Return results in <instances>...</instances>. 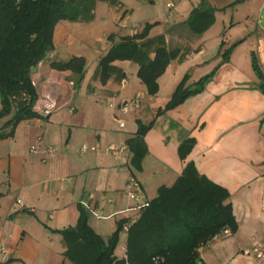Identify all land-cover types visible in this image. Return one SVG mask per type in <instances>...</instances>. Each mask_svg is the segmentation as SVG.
I'll use <instances>...</instances> for the list:
<instances>
[{
  "label": "crops",
  "instance_id": "obj_1",
  "mask_svg": "<svg viewBox=\"0 0 264 264\" xmlns=\"http://www.w3.org/2000/svg\"><path fill=\"white\" fill-rule=\"evenodd\" d=\"M86 1L92 18L83 14L75 21H59L53 49L31 68L38 95L33 110L48 99L57 107L47 116L20 120L12 134L0 138V245L10 256L3 262L0 255V264H71L58 231L76 225L80 206L95 232L108 238L119 222H133L140 214V202L127 192L129 177L139 181L150 201L160 186L175 182L189 161L229 191L237 223L231 235L203 247L202 263L264 264L242 254L254 240L264 239V94L251 63V54L258 56L264 48V0ZM202 1L215 9V21L195 34L187 23ZM147 23L153 25L135 40L134 57L111 62L103 78L100 59ZM233 44L223 60V50ZM159 47L178 55L157 78V92L149 95L137 72ZM74 56L85 60L77 86L71 70L51 66ZM215 69L201 92L156 115L186 74V84L193 85ZM136 96L139 107L123 113L121 105ZM11 117L0 119L4 134L11 130ZM137 119H154L144 136L147 154L139 170L131 166L129 149L127 161L107 151L110 145H127ZM189 137L195 143L182 161L178 147ZM32 145L57 151L44 157L31 152ZM126 237L122 230L118 257L124 256Z\"/></svg>",
  "mask_w": 264,
  "mask_h": 264
},
{
  "label": "trees",
  "instance_id": "obj_2",
  "mask_svg": "<svg viewBox=\"0 0 264 264\" xmlns=\"http://www.w3.org/2000/svg\"><path fill=\"white\" fill-rule=\"evenodd\" d=\"M89 5L86 0H0V119L12 115L8 121L10 132L4 134L0 129V138L12 134L20 120L39 116L33 110L38 95L31 81V68L53 49L55 25L61 20H78L83 14L87 19L92 18ZM214 11L212 6L202 1L187 25L195 34H201L214 23ZM152 25L145 24L142 31L123 38L110 48L99 61L103 78L107 77L111 62L134 57L138 51L135 40L145 36ZM236 44L223 50V60L229 58ZM223 46L224 42H221V50ZM177 55L176 50L167 51L159 47L152 60L141 64L137 76L149 95L157 92V78ZM251 63L258 78L257 87L264 94V74L254 52ZM84 64V58L78 56L65 62H51L57 70L69 69L74 73L73 86L82 80ZM215 73L216 69L193 85L186 84V74L156 115L201 92ZM136 123V132L126 144L132 154L131 166L139 170L147 154L144 136L152 128L154 119L148 123L137 119ZM194 143L191 137L181 142L178 154L182 161ZM229 197L226 188L202 175L189 161L171 186L158 188L156 196L130 224L124 256L118 257L115 250L126 222H119L114 232L104 238L89 225L88 212L83 206L79 207L76 225L58 231L65 245L63 255L71 264H203L198 248L225 228L231 233L237 229Z\"/></svg>",
  "mask_w": 264,
  "mask_h": 264
},
{
  "label": "built area",
  "instance_id": "obj_3",
  "mask_svg": "<svg viewBox=\"0 0 264 264\" xmlns=\"http://www.w3.org/2000/svg\"><path fill=\"white\" fill-rule=\"evenodd\" d=\"M168 6L171 7L172 3H169ZM138 32H139V29L134 28L133 30H131V36L137 34ZM258 58L260 61V66H261L262 72L264 74V48L263 47L258 50ZM139 102L140 101H139L138 96L133 97V98L125 101L121 105V111L123 113L132 112L136 108L139 107V105H140ZM56 107H57L56 101L51 100V99L44 100L41 103V105L39 106V109L37 110L36 113L39 116L44 117V116L49 115ZM119 125H120V127H123L124 123L120 122ZM87 149H88L87 145H82L83 151H86ZM90 149L94 150L95 147H90ZM127 149H128L127 145H122L121 147H117L115 145H110V146H108L107 151H111L115 155H121L122 158L125 161H127L128 160V155L126 153ZM56 151H57V148L54 146H45L44 148H40L38 145H32L31 146V152L40 153L44 157L49 156L51 154H54ZM127 192H128V195L131 199L140 202L138 205L139 209H142L148 205L149 201L144 199L141 185L135 177H132V176L129 177V179L127 181ZM17 202L19 204H21V201H17ZM97 218H100V216L97 215ZM131 223L132 222L125 223L123 225L122 230L124 232H127ZM231 234L232 233H231L230 229L225 228V229L221 230L217 235H215L212 238V240L219 238V237H227ZM204 246L205 245L203 244L198 248V251L200 254H201V251H202ZM242 254L245 256H248V257H252L257 261L264 262V239L254 240L249 247H246L242 250ZM0 255H1V259L3 262L8 261L10 258L8 249L4 245H0Z\"/></svg>",
  "mask_w": 264,
  "mask_h": 264
},
{
  "label": "rangeland",
  "instance_id": "obj_4",
  "mask_svg": "<svg viewBox=\"0 0 264 264\" xmlns=\"http://www.w3.org/2000/svg\"><path fill=\"white\" fill-rule=\"evenodd\" d=\"M262 21H263V24H264V17H263V20H262ZM122 242H123V241H122Z\"/></svg>",
  "mask_w": 264,
  "mask_h": 264
}]
</instances>
